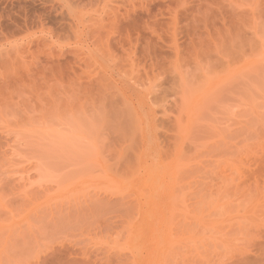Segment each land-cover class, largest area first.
Instances as JSON below:
<instances>
[{"label": "rangeland", "instance_id": "obj_1", "mask_svg": "<svg viewBox=\"0 0 264 264\" xmlns=\"http://www.w3.org/2000/svg\"><path fill=\"white\" fill-rule=\"evenodd\" d=\"M0 264H264V0H0Z\"/></svg>", "mask_w": 264, "mask_h": 264}]
</instances>
